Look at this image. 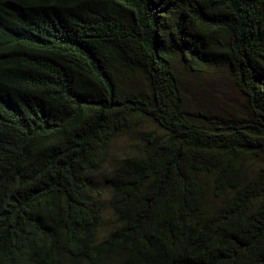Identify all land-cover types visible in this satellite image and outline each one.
Segmentation results:
<instances>
[{
  "label": "trees",
  "instance_id": "obj_1",
  "mask_svg": "<svg viewBox=\"0 0 264 264\" xmlns=\"http://www.w3.org/2000/svg\"><path fill=\"white\" fill-rule=\"evenodd\" d=\"M177 61L248 115L187 109ZM262 156L264 0H0V264H264Z\"/></svg>",
  "mask_w": 264,
  "mask_h": 264
},
{
  "label": "rangeland",
  "instance_id": "obj_2",
  "mask_svg": "<svg viewBox=\"0 0 264 264\" xmlns=\"http://www.w3.org/2000/svg\"><path fill=\"white\" fill-rule=\"evenodd\" d=\"M176 70L187 109L225 119H236L248 115L246 99L230 77L228 66H212L204 69L202 73H193L177 61ZM126 82L137 88L146 87V83L139 74L128 75ZM152 126L153 123L147 121L144 126L125 132L112 141L108 161L97 173L100 197L106 210V225L112 218V209L109 203L110 191L104 184V177L121 159L138 153L143 129ZM248 173L251 176L258 173L264 175V156L252 160L248 165Z\"/></svg>",
  "mask_w": 264,
  "mask_h": 264
}]
</instances>
